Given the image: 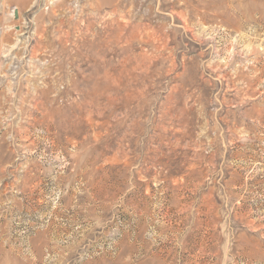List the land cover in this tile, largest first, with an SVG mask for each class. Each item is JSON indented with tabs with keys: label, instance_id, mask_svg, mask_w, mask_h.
<instances>
[{
	"label": "rangeland",
	"instance_id": "374dc122",
	"mask_svg": "<svg viewBox=\"0 0 264 264\" xmlns=\"http://www.w3.org/2000/svg\"><path fill=\"white\" fill-rule=\"evenodd\" d=\"M0 264H264V0H0Z\"/></svg>",
	"mask_w": 264,
	"mask_h": 264
}]
</instances>
